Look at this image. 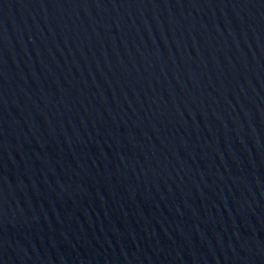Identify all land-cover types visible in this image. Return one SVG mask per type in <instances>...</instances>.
Wrapping results in <instances>:
<instances>
[{
    "label": "water",
    "instance_id": "water-1",
    "mask_svg": "<svg viewBox=\"0 0 264 264\" xmlns=\"http://www.w3.org/2000/svg\"><path fill=\"white\" fill-rule=\"evenodd\" d=\"M0 264H264V0H0Z\"/></svg>",
    "mask_w": 264,
    "mask_h": 264
}]
</instances>
